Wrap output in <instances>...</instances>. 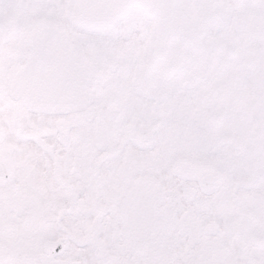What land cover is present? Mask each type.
<instances>
[{
	"label": "snow or ice",
	"instance_id": "snow-or-ice-1",
	"mask_svg": "<svg viewBox=\"0 0 264 264\" xmlns=\"http://www.w3.org/2000/svg\"><path fill=\"white\" fill-rule=\"evenodd\" d=\"M0 264H264V0H0Z\"/></svg>",
	"mask_w": 264,
	"mask_h": 264
}]
</instances>
